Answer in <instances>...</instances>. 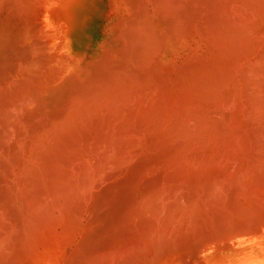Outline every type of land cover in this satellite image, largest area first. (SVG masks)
<instances>
[{
  "label": "bare ground",
  "instance_id": "1",
  "mask_svg": "<svg viewBox=\"0 0 264 264\" xmlns=\"http://www.w3.org/2000/svg\"><path fill=\"white\" fill-rule=\"evenodd\" d=\"M24 262L264 264V0H0V264Z\"/></svg>",
  "mask_w": 264,
  "mask_h": 264
},
{
  "label": "rangeland",
  "instance_id": "2",
  "mask_svg": "<svg viewBox=\"0 0 264 264\" xmlns=\"http://www.w3.org/2000/svg\"><path fill=\"white\" fill-rule=\"evenodd\" d=\"M84 6H87V5H84ZM76 7L78 8V6H76ZM101 7L103 9H99V10H96L94 13H91L92 10H93V6L91 5L87 10L85 9L86 11L83 12V16H82L83 27H82V30H83L84 33H86V34H88L90 36V38H89L90 40H94L97 37H99V38L103 37V27L105 25V21L107 20V15H108V12H109V6H108V4L104 3V4L101 5ZM78 11H79V9H78ZM6 55H9V54H6ZM11 58L12 57L4 56V64L9 65V67H10L11 64L5 63L6 62L5 59H8L7 61H10V60H12ZM12 62H13V60H12ZM4 64H3L2 68H4ZM14 245H13V247L10 246L11 249L13 248L15 250V251H12L13 249L11 250L12 251V255L14 254V252L16 253V255H14V256H17L19 254L17 252H21L20 254H22L23 250H20V248H19L20 245H15V246H18V247H15ZM24 264H25V262H24Z\"/></svg>",
  "mask_w": 264,
  "mask_h": 264
}]
</instances>
